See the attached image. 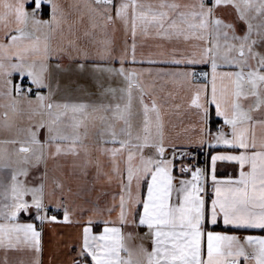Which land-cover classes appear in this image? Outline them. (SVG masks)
<instances>
[{
  "label": "snow or ice",
  "instance_id": "snow-or-ice-1",
  "mask_svg": "<svg viewBox=\"0 0 264 264\" xmlns=\"http://www.w3.org/2000/svg\"><path fill=\"white\" fill-rule=\"evenodd\" d=\"M0 264H264V0H0Z\"/></svg>",
  "mask_w": 264,
  "mask_h": 264
},
{
  "label": "crops",
  "instance_id": "crops-1",
  "mask_svg": "<svg viewBox=\"0 0 264 264\" xmlns=\"http://www.w3.org/2000/svg\"><path fill=\"white\" fill-rule=\"evenodd\" d=\"M66 231H71V232H72V234H73V236L75 235V232H74V230H66Z\"/></svg>",
  "mask_w": 264,
  "mask_h": 264
},
{
  "label": "built area",
  "instance_id": "built-area-1",
  "mask_svg": "<svg viewBox=\"0 0 264 264\" xmlns=\"http://www.w3.org/2000/svg\"><path fill=\"white\" fill-rule=\"evenodd\" d=\"M200 162H201V163L203 162V157H202V156L200 157Z\"/></svg>",
  "mask_w": 264,
  "mask_h": 264
}]
</instances>
